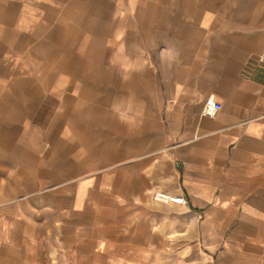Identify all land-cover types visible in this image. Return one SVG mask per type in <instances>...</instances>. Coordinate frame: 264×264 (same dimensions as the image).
Returning <instances> with one entry per match:
<instances>
[{
  "label": "crops",
  "instance_id": "obj_1",
  "mask_svg": "<svg viewBox=\"0 0 264 264\" xmlns=\"http://www.w3.org/2000/svg\"><path fill=\"white\" fill-rule=\"evenodd\" d=\"M0 264H264V0H0Z\"/></svg>",
  "mask_w": 264,
  "mask_h": 264
},
{
  "label": "built area",
  "instance_id": "obj_2",
  "mask_svg": "<svg viewBox=\"0 0 264 264\" xmlns=\"http://www.w3.org/2000/svg\"><path fill=\"white\" fill-rule=\"evenodd\" d=\"M220 109V104L211 99H208L204 102L201 115L213 117L217 111ZM154 198L159 201L170 202L174 204H184L185 200L182 196L168 195L164 193H156Z\"/></svg>",
  "mask_w": 264,
  "mask_h": 264
}]
</instances>
